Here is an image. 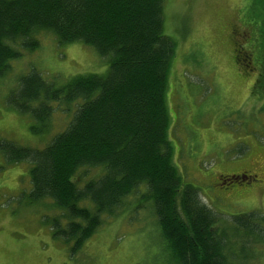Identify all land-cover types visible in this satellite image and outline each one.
I'll list each match as a JSON object with an SVG mask.
<instances>
[{"label":"trees","instance_id":"1","mask_svg":"<svg viewBox=\"0 0 264 264\" xmlns=\"http://www.w3.org/2000/svg\"><path fill=\"white\" fill-rule=\"evenodd\" d=\"M164 6L165 0H0V76L20 57L14 45L33 51L42 32L53 33L60 43L92 46L109 62L105 74L77 75L59 85L36 70L21 77L9 103L45 129L50 103H82L44 148L10 141L0 142V150L12 163L31 164L29 201H53L54 235L72 242L70 256L106 220L144 200L170 263L250 264L253 244L263 239L258 221L264 223V215L244 213L233 225L219 227L220 217L173 159L166 91L176 42L165 34ZM235 52L241 60V47ZM81 169H98L100 176L80 187L74 178ZM255 178L247 172L222 182Z\"/></svg>","mask_w":264,"mask_h":264},{"label":"rangeland","instance_id":"2","mask_svg":"<svg viewBox=\"0 0 264 264\" xmlns=\"http://www.w3.org/2000/svg\"><path fill=\"white\" fill-rule=\"evenodd\" d=\"M263 22L264 0H165L164 31L176 42L166 91L173 159L183 179L199 189L202 200L220 217L221 228L233 225L237 215H264ZM37 37L39 47L33 51L14 45L20 57L0 76L2 145L11 141L44 148L67 128L76 104L82 103H50L53 111L45 129L9 103L21 77L36 70L59 85L77 75L105 74L109 68V62L83 42L60 43L51 32ZM240 47L237 61L235 49ZM30 167L28 162H10L0 150V264H172L155 214L144 200L106 220L70 256L72 242L54 235L58 211L53 201H29ZM247 172L257 178L222 182ZM99 176L98 169H81L74 179L83 187ZM258 223L263 239L253 244L250 264H264V223Z\"/></svg>","mask_w":264,"mask_h":264}]
</instances>
